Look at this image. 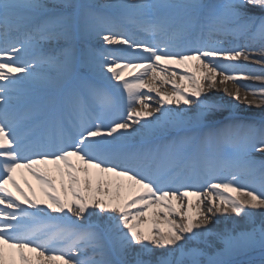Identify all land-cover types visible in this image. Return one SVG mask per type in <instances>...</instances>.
<instances>
[{
  "label": "snow or ice",
  "instance_id": "6c2138e0",
  "mask_svg": "<svg viewBox=\"0 0 264 264\" xmlns=\"http://www.w3.org/2000/svg\"><path fill=\"white\" fill-rule=\"evenodd\" d=\"M227 37L264 42V0H0V264H264V115L203 96L264 107L224 63L264 48Z\"/></svg>",
  "mask_w": 264,
  "mask_h": 264
},
{
  "label": "bare ground",
  "instance_id": "6f19581e",
  "mask_svg": "<svg viewBox=\"0 0 264 264\" xmlns=\"http://www.w3.org/2000/svg\"><path fill=\"white\" fill-rule=\"evenodd\" d=\"M131 27V26H128ZM138 34V33H136ZM142 38V36L140 37ZM225 42L222 45L224 48H230L235 47L237 45L244 46L247 45L249 49L251 50H259L261 48H264V42H261L260 40H256L255 38H240V39H234L233 37H227L224 38ZM93 46L96 48H104L108 47L106 45H103L101 41L97 40L93 42ZM256 56H259V52L256 51ZM27 58V57H25ZM224 63H231L235 65V67H232L229 69V74L237 75V76H248L253 73L259 74L261 72H264V63H257L255 58H250L249 60L245 61L243 59L239 61H232L228 62L225 61ZM176 71L178 75L175 77L177 83H180L179 75L183 74V70L176 68L174 65L169 66V71L165 73V75L168 76L169 79H173L171 76V72ZM127 76V73H125ZM222 79V77L218 76L217 80L219 81ZM186 83V82H185ZM207 82H205L206 84ZM238 85L241 86V95L244 94L246 91H260L264 90V81L259 80H240L236 82ZM154 86L160 87L162 91H171L169 86H165L162 84V81H157ZM236 85L232 81L226 82V84H219L217 83L216 87L212 89L205 88V92L203 96L207 99L209 103H213L216 105H219L220 108L216 112V118L223 121L226 117L229 116L230 113H235L236 115L244 118H257L259 119L262 115H264V107L257 108L255 106H247L243 100H235L233 96L229 95L224 91V88L227 87L230 91L234 89ZM146 91V90H145ZM153 97V100L150 102L152 103V106L155 107V100L158 99L154 93H150ZM232 106H235L234 108ZM139 107V106H138ZM171 107L176 108V105H172ZM224 111V112H223ZM242 111V112H240ZM196 109L193 106L191 112H189L190 116H195ZM139 137L136 139V143H139ZM22 173V175H21ZM17 180L20 182L21 187L24 188L25 191H27V187L24 185V179L26 178L30 183L33 184L34 187H36V181L27 173L26 170H18L16 174ZM183 189H181L182 191ZM37 195L41 196V193L37 190ZM193 202L195 204V198L193 197ZM214 233H220L223 234L225 232L231 231V232H240L245 230L249 227L246 220L241 217H237L234 214H229L227 216L221 215L217 217L212 223L208 226ZM207 241L209 244L213 245L215 248H217V244H219V241L217 240V237L215 235L207 237ZM201 247H206V245L202 242ZM206 250L209 252H212L214 248L206 247ZM258 256V255H257ZM245 257V256H243ZM239 258V257H238ZM253 264H260L261 255H259L257 258L255 256L253 257Z\"/></svg>",
  "mask_w": 264,
  "mask_h": 264
},
{
  "label": "rangeland",
  "instance_id": "374dc122",
  "mask_svg": "<svg viewBox=\"0 0 264 264\" xmlns=\"http://www.w3.org/2000/svg\"><path fill=\"white\" fill-rule=\"evenodd\" d=\"M256 40H259L258 38H255ZM224 112V111H223ZM240 112H242V111H240ZM200 246H202V244H200ZM217 248L218 247H220V244H217V246H216ZM257 255H260V253H259V251H256V252H253V253H250V254H248V255H246L245 257H243V256H240L239 258L237 257L236 259L238 260V261H241V260H249L250 258H252V257H254V256H257Z\"/></svg>",
  "mask_w": 264,
  "mask_h": 264
}]
</instances>
